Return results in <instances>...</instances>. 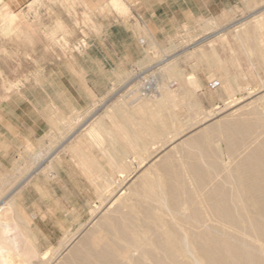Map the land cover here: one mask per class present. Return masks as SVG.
Wrapping results in <instances>:
<instances>
[{"label": "rangeland", "instance_id": "1", "mask_svg": "<svg viewBox=\"0 0 264 264\" xmlns=\"http://www.w3.org/2000/svg\"><path fill=\"white\" fill-rule=\"evenodd\" d=\"M30 1L33 0H0V85H2L0 86V113L8 109L12 101L13 104L14 102H19L14 96L18 95L21 89L26 90L29 86L35 85L37 79L41 81L44 79L45 67H40L36 65V63L43 64V54H47L48 50L38 51L35 48H43V46L49 47L50 45L54 46L71 37L69 35L57 36L40 34L39 31H42L41 27L43 26L42 24H37L34 20L33 12L30 13L32 14L30 16ZM171 6L173 7L174 14H178L179 26H174L171 29L173 31L172 34L158 36V43L153 40L150 41L154 49L151 51L150 55L156 58L149 57L147 72L145 74L142 73L140 76L139 69L137 70L138 72L133 71V77L129 84L121 88L117 87L114 94L100 97V99L96 100L90 111L91 114L89 119L91 117V122L86 124L85 127L89 126V128H91V123L94 121L102 122V124L104 123L105 125L101 127L98 135H90V138L94 140V142H88V146L90 145L94 153L92 157V166L94 168L91 172H83L85 175L84 177L87 178L86 181L81 178H73V173L67 169L61 172L57 179L51 177L49 174L33 180L34 183H38L40 188H36L37 184L35 185L33 183L31 188L24 190L20 189L19 194L12 195L7 192L17 187L22 179L10 178V175L16 174L11 171H0V246L4 247L6 252L4 253V259L0 257V264H3V261H6L7 264L60 263V260L63 261L69 255V250L71 248L65 249L62 245L67 241L66 239L70 237L74 238L72 247L78 244L79 241L88 237L89 241L84 242V247H87L86 249L91 250L95 255L99 254L101 249H105L104 251L106 252H110L114 255L117 254L120 258H117L119 262L126 256H132L134 260H139V255H141V253H136V248L141 247L143 250V248L151 249L155 248V246L156 248L162 246L161 241L156 240L157 237L158 239H162L163 237L161 228V230H158L157 227H155V223L154 225L150 223L148 224L150 230H146V235L143 232L144 229H142L145 228L143 223H145L144 211L146 208L152 207L155 209L153 210L156 214H161V211L158 210V204L154 203V206L153 204H149L150 200L147 197V193L162 192L163 195L169 199L168 202L170 203L168 207L175 212L174 209H176V204L172 200V194L176 187L181 189L180 198L182 197V202H185L187 207L193 205L191 206L192 208H188L191 213L187 210L186 216H184L183 212H179L181 215L178 212V214L173 212L172 214L176 219L174 220L175 223L170 220L174 219L173 215L171 216L165 211V214L159 218L157 224L161 222L160 224L166 226L168 229L175 227L177 228L176 230L179 231L177 233L179 234L181 232L180 234L182 235V232L184 230L187 231L190 227L189 230H192L189 231L191 233L190 236L193 238L191 242L193 245L196 243L195 246L199 244L198 248L194 246L195 250L198 255L201 253L202 256H205L207 263L218 262V264H232L234 259L239 258V252L242 250L244 260L245 256L249 257L248 255H250L249 258L256 264H264V250L260 248L258 242L252 239L254 235H251V240H254L256 246L251 244L253 241L250 242L247 235H245V239L243 237L244 234L250 232L249 229L251 232L253 229L264 231V221L261 219H264L263 189L260 187H255V189L250 187V185L247 186L242 182L240 183L239 178L243 176V173L238 171L229 172L226 168V163L230 158L234 159V164L238 162L236 160L237 157L238 160L240 159L239 154L240 151L242 152L241 148H239L240 146H237L240 151L234 152L229 150L227 143L219 134H217L219 136L216 134L212 136V139L211 137L202 136V138L200 137V139H197V142L189 143L188 145L190 146L188 147H185L183 143V139L186 140V138L190 139L199 135L201 131L203 132L207 127L212 126V123L216 125L218 122L223 121L228 115L234 114L235 111H239L240 114H246L243 117L248 118L249 112H257L258 109L260 112L258 115L261 114L260 116L263 121H260L259 126L253 128L250 132L248 141H246L247 147L249 148L257 145V142L250 143L249 141L253 139L251 137H255L259 133L262 134L264 130V117L262 116V111L264 113V0H180L178 4L172 3ZM238 33L241 35L242 39L239 38ZM86 37L87 36H85L84 40ZM84 44L86 43L82 42V45ZM54 52L55 51H53V53ZM55 53L58 54L59 51ZM15 67L18 69L16 70ZM143 70L144 69H142V71ZM192 78L199 84L198 89L196 88L197 90H194L195 88L193 89V86L190 85V81H193ZM227 79H231L230 81L234 84L235 95L233 97H230L221 89V85L216 90L210 89V81L212 82L215 80L220 82L221 80L222 82ZM94 85L106 87V84L102 82L95 83ZM146 86L150 88L149 91H146ZM34 95L33 98L35 102L44 103L45 99L39 96L41 94L34 92ZM162 95L167 96V99L161 101ZM186 102H188V104ZM229 104L234 105L230 110L228 109L230 113L227 109L226 112L223 110ZM114 107H116V111ZM15 110L18 112L17 109ZM219 110L222 111L219 115L214 114L219 112ZM197 112L200 114L198 113L195 115ZM239 113H237L236 116L238 115L239 117ZM203 119H205V123L204 121L202 123ZM205 126L206 128H204ZM1 129L2 124L0 121V131ZM173 133L174 135L178 133L180 135L174 140H171L170 134L173 135ZM251 134L254 135L251 136ZM159 136L161 137L160 139L158 138ZM201 139L205 145L201 142ZM207 139L208 142H206ZM206 144H208L207 147ZM154 148H160L161 152L158 157L150 155V151ZM184 149L185 151H183ZM197 151L202 152L208 165L212 166L210 175L205 174L202 178L201 185L198 187L199 192L191 184V181L187 177L188 174L184 172L183 168L186 163H189V160L196 156ZM185 152L187 153L185 154ZM164 155H170L169 163L173 164V170H162L157 168V166L155 167V165L161 162ZM155 158L158 159L156 160ZM215 158L218 159L221 164L217 160H214ZM184 160L188 161L182 164ZM213 161L214 164L211 163ZM175 164L177 165L175 166ZM234 164L231 166H235ZM224 166L225 169H223ZM119 168L126 170H124V177L120 175ZM227 171L232 175L230 174V176ZM174 173H176L178 177ZM208 175L211 176V179ZM87 176L92 179V182L88 180ZM227 178L230 184L226 181ZM144 179L148 182V185L144 184ZM175 180H177L178 184H176ZM235 181L238 182V184L235 183ZM226 182L229 185H227ZM183 185H185L186 188L185 186L183 187ZM228 186H230V189ZM258 188L261 190L258 191ZM160 189H162V191H160ZM190 190H193L194 195L191 194L192 191ZM212 191L215 193L213 194ZM184 192L188 196L186 194L184 195ZM199 193L204 194V199H202L203 196L201 194L199 196ZM223 193H225V197L228 196L226 198H228L229 201L233 197L235 199L241 198V201H234L233 205H231L232 202L228 203L234 214V219L224 220L218 218L216 221L212 218L210 220V214L212 213V215H215L216 212L213 208L209 207L217 205L218 202L215 201L218 200ZM168 195H170L169 197L172 199H170ZM242 201L244 202L242 203ZM237 202H239L240 205ZM132 205L135 206L133 207ZM172 206H174V208ZM238 206H240L241 209L238 208ZM235 209L237 210L235 211ZM108 211L109 213L107 214ZM234 211L239 213H235ZM256 213L261 218L257 217L258 215ZM236 214H239L242 220L241 218L239 220ZM105 216L118 219L123 217L133 222L137 229H135L134 235L129 238V244L130 247H132L131 251H128V244H126V240L123 241L121 235L110 233L107 229H104L103 232L102 230L99 231L100 233H93L98 234L96 237H101L100 239L103 244H101V241H99L100 239L98 240L95 235L94 238L92 237L93 234L90 232L95 226V223ZM179 217L182 220H179ZM168 219L169 221H167ZM204 219L206 221L202 222ZM248 219L251 220L248 221ZM207 220L210 221L208 222ZM220 220L225 224H222ZM170 221L172 222L171 224ZM190 221L193 224H191ZM218 221H220V223ZM198 222L202 224L199 225ZM250 222L252 223L250 224ZM203 223H205L204 226ZM207 223L210 225V230L208 229L209 226L208 228L205 227L208 225ZM4 224H7L8 228L12 230L10 231V229H8L9 232L6 233L4 228H2ZM188 224L191 225L189 226ZM197 224L198 226H195ZM230 225H234L233 227L236 229L234 230L232 227V230ZM83 226L86 230L83 229ZM242 226H245V232H242ZM179 228L184 230L180 231ZM193 229L195 231L197 230L196 233H193ZM79 230H81V232ZM173 230L176 232L175 229ZM206 230H209V233ZM240 230L243 235L238 232ZM204 231L209 234L210 238L206 236L208 234L202 233ZM88 234L93 239L89 237ZM155 234L156 238L153 241L151 237L153 236L154 238ZM182 235L177 236L178 238H183L184 235ZM234 235H236L235 238ZM144 236H146L145 239H148L147 241L143 239ZM238 236L241 237L239 238ZM206 237L208 239H206ZM222 237H224L223 241L225 242H222ZM201 238H204V240ZM260 239L264 241V237ZM133 240L135 242H133ZM155 241H157L158 244ZM206 241L210 242V245ZM85 243H88L86 244L87 246ZM107 243L114 247H109ZM205 245L206 247H204ZM234 245L236 248H234ZM223 246L226 248H223ZM257 246H259L263 252ZM208 247H210V250H206ZM245 249L248 251L250 250L248 252L250 254H245L247 253V251H244ZM217 250H219L220 253ZM229 251H231L233 255L230 254ZM258 252L262 253L259 254ZM217 253L221 255L219 256ZM236 253L237 255H234ZM210 254L212 257L216 254L215 258H212ZM255 254H257V256L258 254L259 256L263 255L262 258L258 256L262 261L259 260ZM158 255L160 256L161 254ZM53 256L56 258H53ZM122 256L124 258H122ZM227 257H229V259H227ZM223 259L225 261L227 260L228 263H226L227 261H223ZM230 260H232V262H230ZM238 260H240V258ZM180 262L182 264H191L190 260L188 261L187 258L180 259ZM151 263V261H146V264ZM235 263L237 264V262L233 264Z\"/></svg>", "mask_w": 264, "mask_h": 264}, {"label": "crops", "instance_id": "2", "mask_svg": "<svg viewBox=\"0 0 264 264\" xmlns=\"http://www.w3.org/2000/svg\"><path fill=\"white\" fill-rule=\"evenodd\" d=\"M179 2H29V14L33 12L34 20L43 26L40 34L71 37L54 46L35 48L48 50L43 54V64L36 63L45 67L44 79L21 89L14 96L20 104L12 101L0 113V171H11L16 174L10 178L22 179L8 194L17 195L20 189L31 188L33 180L40 176L50 174L57 179L67 169L73 178L86 181L83 172L94 168V153L88 146L94 140L89 133L99 132L105 125L94 121L91 128L85 127L91 122L94 103L100 97L114 94L117 87L129 84L133 71H139L140 76L147 72L149 57L156 58L150 55L154 50L150 41L158 43V36L172 34L171 29L179 26L178 14H174L171 6ZM101 82L106 87L94 85ZM34 92L45 99L43 104L34 101ZM88 180L92 182L90 177ZM34 184L40 188L37 182Z\"/></svg>", "mask_w": 264, "mask_h": 264}, {"label": "bare ground", "instance_id": "3", "mask_svg": "<svg viewBox=\"0 0 264 264\" xmlns=\"http://www.w3.org/2000/svg\"><path fill=\"white\" fill-rule=\"evenodd\" d=\"M256 26V25H255ZM254 26V27H255ZM262 26V25H261ZM253 31V30H252ZM252 31H251V33H252ZM237 33V32H236ZM264 33V32H263ZM238 36H239V38L240 39H242L241 38V35L238 33ZM251 36V35H250ZM252 36H253V33H252ZM253 38V37H252ZM246 55V54H245ZM174 68V67H173ZM15 69H16V67H15ZM18 69V68H17ZM16 69V70H17ZM175 71V70H174ZM165 72V71H164ZM167 74V73H166ZM230 75V74H229ZM178 76V75H177ZM212 78V77H211ZM193 79V81H190V83H189V80H188V83L191 85V86H193V89L194 90H197L198 89V87H199V84H198V82L196 81V80H194V78H192ZM178 80V79H177ZM222 80V79H221ZM221 80H220V85H221V89H223L230 97H233L235 94H234V91H235V88H234V84L232 83V81H230V80H223L222 82H221ZM187 81V80H186ZM215 81V80H214ZM181 82H182V80H181ZM184 82H185V80H184ZM211 82V81H210ZM0 84H1V82H0ZM186 84H187V82H186ZM180 85V84H179ZM185 85V84H184ZM0 86H2V85H0ZM185 87V86H184ZM192 88V87H191ZM197 88V89H196ZM262 88V87H261ZM249 89V88H248ZM263 89V88H262ZM222 91V90H221ZM247 91V90H246ZM264 91V90H263ZM215 92V91H214ZM220 93V92H219ZM218 93V94H219ZM237 93V92H236ZM182 94V93H181ZM161 95V94H160ZM168 95V94H167ZM251 96V95H250ZM185 97V96H184ZM180 98V97H179ZM198 98V97H197ZM235 98V97H234ZM167 99V96H165V95H162L161 96V101H164V100H166ZM238 99H240V98H238ZM237 99V100H238ZM241 101V100H240ZM237 102V101H236ZM166 103V102H165ZM185 103V102H184ZM187 104H188V102H186ZM229 103V102H228ZM234 103V102H233ZM198 104V103H197ZM190 105V104H189ZM196 105V104H195ZM198 106V105H197ZM232 106H234V105H231V104H229V105H227L223 110H225V112H226V109L228 110H230V108L232 107ZM243 107V106H242ZM192 108V107H191ZM255 108H256V106H255ZM218 109V108H217ZM221 109V110H222ZM221 110H219V112H217V113H214V114H218L219 115V113L220 112H222ZM228 110V111H229ZM237 110V109H236ZM250 110V109H249ZM252 110V109H251ZM263 110V109H262ZM235 111V110H234ZM233 111V112H234ZM255 111H256V109H255ZM236 112V111H235ZM235 112H234V114H235ZM193 113V112H192ZM199 112H197V113H195V115L196 114H198ZM205 113V112H204ZM229 113H230V111H229ZM237 113H239V111H237L236 112V114ZM258 113H260L259 111H258V109H257V112H252V113H250L249 112V114H248V118H244L243 116H245L246 114H240L239 115V117H238V115L236 116V114L234 115L233 113L232 114H230V115H228L227 117H225V119L223 120V121H221V122H218L216 125H213V123H212V126H210V127H207L206 128V126L204 127V128H206L203 132L201 131V133L199 134V135H197V136H194V137H192V138H190V139H187L186 138V140L185 139H183L184 141H183V143L185 144V147H188V146H190V145H188L189 143H192V142H197L198 140L197 139H200V137L202 138V136L203 137H211V139H212V136H214L215 134L217 135V134H219L220 136H222L223 137V139H224V141L227 143V145H228V148H229V150H231V151H240V149L239 148H241V150H242V152L240 151V154H239V156H240V159L238 160L237 158H236V160L238 161L236 164H234L233 162H235L234 161V159H231L230 158V160L226 163V168L228 169V171L229 172H234V171H238V172H242L243 173V176L241 177V178H239L240 179V183L242 182V183H244L245 185H247V186H249L250 185V187H252V188H257V187H260V188H262L263 189V192H264V130L262 131V134H258L257 136H255V137H251V138H253V139H251V141H249L250 143L251 142H257V145L255 146V147H251V148H249V147H247V144H246V141H248V139H249V137H250V132L253 130V128L255 127V126H259V123H260V121L262 122L263 121V119H262V117L260 116L261 114H259L258 115ZM200 114V113H199ZM213 114V113H212ZM200 116V115H199ZM253 116V117H252ZM262 116L264 117V113H263V111H262ZM203 117V116H202ZM210 117V116H209ZM212 117V116H211ZM213 117H215V116H213ZM222 117V116H221ZM243 117V118H242ZM193 118H196V117H193ZM211 119V118H210ZM195 120V119H194ZM193 120V121H194ZM203 121H204V123H205V119H203L202 120V123H203ZM195 123H196V121H195ZM210 124V123H209ZM260 125H263V124H260ZM203 128V129H204ZM263 128V127H262ZM150 129V128H149ZM128 130V129H127ZM259 130V129H258ZM258 130H257V132H258ZM183 131V130H182ZM126 132V131H125ZM190 132V131H189ZM177 133V132H176ZM90 134H97L98 135V132L96 131V130H92L91 131V133H89V135ZM149 135V134H148ZM151 135V134H150ZM180 134L178 133V134H175L174 135V133H173V135L172 134H170V139L171 140H174L177 136H179ZM181 135H183V134H181ZM219 135H217V136H219ZM254 135V134H253ZM252 134H251V136H253ZM255 135H256V131H255ZM154 136V135H153ZM161 136V135H160ZM158 137L159 139L162 137ZM189 137H190V135H189ZM151 138V137H150ZM158 138H157V140H158ZM219 138V137H218ZM169 139V138H168ZM206 139V138H205ZM204 139V140H205ZM210 139V138H209ZM181 140V139H180ZM154 141V140H153ZM182 141V140H181ZM163 142V141H162ZM201 142H203L202 141V139H201ZM206 142H208V139H207V141ZM204 143V142H203ZM137 144V143H136ZM155 144V143H154ZM154 144H152V145H154ZM172 144V143H171ZM151 145V146H152ZM156 145V144H155ZM204 145H205V143H204ZM207 145L208 144H206V147H207ZM219 145V144H218ZM240 146L239 148H237V146ZM253 145H254V143H253ZM142 146V145H141ZM170 147V146H169ZM205 147V146H204ZM162 148V147H161ZM217 148V147H216ZM185 149H187V148H185ZM185 149L183 150V151H185ZM170 150V149H169ZM193 150V149H192ZM162 151H163V149H162ZM194 151V150H193ZM210 151V150H209ZM149 152V151H148ZM160 148H158V149H156V148H154V149H152V151H150V155L151 156H153V157H158L159 155H160ZM223 152V151H222ZM226 152V151H225ZM184 153V152H183ZM182 153V154H183ZM187 152H185V154H186ZM206 153V152H205ZM228 153V152H227ZM196 154V153H195ZM209 154V153H208ZM181 155V154H180ZM231 155V154H230ZM173 156V155H172ZM189 156V155H188ZM215 156V155H214ZM232 156V155H231ZM187 157V156H186ZM196 157H199V158H196ZM209 157H211V156H209ZM212 158V157H211ZM156 159V158H155ZM158 159V158H157ZM156 159V160H157ZM169 160H170V155H164V157L161 159V162L159 163V164H157V165H155V167L157 166V168H159V169H162V170H173L174 169V166H173V164L172 163H169ZM173 160V159H172ZM175 160V159H174ZM189 160V159H188ZM188 160H184V163H182V164H185L186 162L185 161H188ZM194 160V161H193ZM214 160H217L218 161V159H214ZM153 161H155V160H153ZM152 161V162H153ZM212 161V160H211ZM175 162V161H174ZM178 162V161H177ZM189 163L187 164V166H186V164L184 165L185 167H183L184 168V172H186L187 174H188V179L191 181V184L194 186V188L195 189H197L198 190V192H199V189H198V187L201 185V180H202V178L205 176V174H209L210 175V170L212 169V166H209L208 165V163H207V160L204 158V156H203V153L202 152H198L197 151V154H196V156L194 157V158H192L191 160H189L188 161ZM219 163H220V161H218ZM225 162H226V160H225ZM210 163V162H209ZM212 164H214V161L213 162H211ZM123 164V163H122ZM121 164V165H122ZM152 164V163H151ZM180 164V163H179ZM179 164H178V166H179ZM221 164V163H220ZM232 164H234L235 166H231ZM117 165V164H116ZM125 165V164H124ZM154 165V164H153ZM177 164H175V166H176ZM223 165V164H222ZM151 166V165H150ZM205 167V168H204ZM120 169V168H119ZM177 169V168H176ZM223 169H225V166H224V168ZM125 170V169H124ZM123 169H120L119 171H120V175L121 176H123V174L125 173V171H124ZM179 171V170H178ZM181 171V170H180ZM226 171V170H225ZM224 171V172H225ZM227 171V172H228ZM172 172V171H171ZM226 172V173H227ZM229 172H228V174H229ZM238 172H237V174H238ZM180 173V172H179ZM216 173V172H215ZM176 176H177V174L176 173H174ZM183 174V173H182ZM227 174V175H228ZM231 174V173H230ZM229 174V175H230ZM172 175V174H171ZM179 175V174H178ZM208 175V176H209ZM212 175V174H211ZM216 175V174H215ZM227 175H225V176H227ZM232 175V174H231ZM230 175V176H231ZM147 176V175H146ZM156 176V175H155ZM223 176V175H222ZM124 177V176H123ZM178 177V176H177ZM186 177V178H187ZM184 178V177H183ZM209 178L211 179V176H209ZM208 178V179H209ZM172 179V178H171ZM214 179V178H213ZM219 179V178H218ZM145 180V179H144ZM157 180V179H156ZM179 180H181V179H179ZM215 180H216V177H215ZM214 180V181H215ZM232 180H234V179H232ZM141 181V180H140ZM176 181V184H178L177 183V180H175ZM185 181H186V179H185ZM211 181V180H210ZM227 182H228V178H227V180H226ZM157 182H158V180H157ZM208 182V181H207ZM213 182V181H212ZM226 182V183H227ZM142 183V182H141ZM215 183V182H214ZM226 183H224V184H226ZM229 183V182H228ZM227 183V185H229ZM235 183H237L238 184V182H236L235 181ZM114 184V183H113ZM144 184H146V185H148V182L145 180L144 181ZM180 184V183H179ZM211 184V183H210ZM210 184H209V186H210ZM153 185V184H152ZM151 185V186H152ZM158 185V184H157ZM227 185H226V187H227ZM245 185H244V187H245ZM159 186V185H158ZM185 185H183V187H184ZM207 186H208V184H207ZM231 186V185H230ZM230 186H228V188L230 187ZM142 187V186H141ZM163 188V187H162ZM166 188V187H165ZM185 188H186V186H185ZM184 188V190L186 191V189ZM205 188V187H204ZM203 188V189H204ZM213 188V187H212ZM212 188H211V190H212ZM224 188H225V186H224ZM255 188V189H256ZM260 188H258V191L259 190H261ZM148 189V188H147ZM155 189V188H154ZM171 189V188H170ZM183 189V188H182ZM208 189V188H207ZM230 189V188H229ZM234 189V188H233ZM239 189V188H238ZM245 189H246V187H245ZM196 190V191H197ZM204 190H206V189H204ZM210 190V189H209ZM231 190H232V188H231ZM253 190V189H252ZM143 191V190H142ZM160 191H162V189H160ZM190 191H192L193 192V190H190ZM190 191H189V193H190ZM214 191V190H213ZM213 191H212V193H213ZM246 191V190H245ZM134 192V191H133ZM143 192H145V191H143ZM180 192H181V189H179V187H176L175 189H174V192H173V199L172 198H170L169 196L170 195H168V197L170 198V199H172L173 200V202L176 204V209H174L175 210V212L174 211H172V210H170V208L168 207V205H169V203L170 202H168V200L169 199H167L164 195H163V193L162 192H157V193H147V197H148V199L150 200V203L149 204H153V206H154V203H156V204H158V206H159V209L158 210H160L161 211V214H156L155 212H154V208H152V207H149V208H146V210L144 211V215H145V223H143V226L145 227V228H142V229H144V233L146 232V230L147 229H149L150 230V226L148 225V224H150V223H153V225H154V223H155V227H157V229L159 230L160 228L162 229H160L161 230V232L163 233V237H162V239H158V237H157V239L156 240H159V241H161V245L162 246H159V247H157L156 248V246H155V248H151V249H146V248H143V250H142V248L140 247V248H136V253H141V255H139L140 256V259L139 260H134L133 259V257L132 256H126L125 258L122 256V258H124L121 262H119V260L117 259V258H119V256L117 257L116 255H114V254H112V253H110V252H106V251H104L103 249H101V251H99L98 249V251H99V254H97V255H95V254H93L92 252H91V250H88V249H86L87 247H84V242H88L89 240H88V237H86L84 240H82V241H79V243L78 244H76L75 246H73L72 247V242H73V240H74V238H71L70 237V235H69V237L70 238H68V239H66L67 241L62 245L65 249H70L68 252H69V255L62 261V260H60L61 262L60 263H57V264H146V261L148 262V261H151L152 263L151 264H182L181 262H183V261H181L180 262V259H182V258H187V260L189 261L190 260V263L191 264H218V262H213V263H207V259L205 258V256L203 257L202 255H201V253H200V255H198L197 254V252H196V250H195V247H197L198 248V246H199V244L197 245V246H195L196 245V243H194V245L192 244V242H191V239H193L192 238V236H190L191 235V233L189 232L190 230H189V228H188V230L186 231V230H184V229H181V228H183V227H181V228H179V230L181 231V230H184L182 233H183V235H184V237L183 238H178V236L177 235H182V234H178L177 232H179V231H177L176 229L177 228H172V229H168V228H166V226H162L160 223L159 224H157L158 222H159V218H161L164 214H165V211H166V213H168L169 215H173L172 213L174 212L175 214H178L179 212L180 213H184L183 215L184 216H186L185 214H186V212H187V210H188V208L189 207H191V206H193V205H191V206H189V207H187L186 206V203L185 202H182V200H181V198H180ZM191 192V194H193L194 195V192L192 193ZM210 192V191H209ZM231 192H233V191H231ZM248 192V191H247ZM261 192V191H260ZM137 193V192H136ZM167 193V192H166ZM211 193V194H212ZM215 193V192H214ZM213 193V194H214ZM220 193V192H219ZM251 193V192H250ZM250 193H248V194H250ZM186 193L184 192V195H185ZM200 194L201 193H199V196H200ZM244 194V193H243ZM167 195V194H166ZM183 195V196H184ZM187 195V194H186ZM202 196H203V198L202 199H204V194H201ZM221 195V194H220ZM245 195V194H244ZM181 196H182V193H181ZM188 196V195H187ZM231 196V195H230ZM251 196V195H250ZM212 197V196H211ZM226 197H228V196H226ZM225 197V193H223L221 196H220V198L218 199V200H213V201H215V202H218L217 203V205H214L213 207H209V208H213V210L216 212L215 213V215H212V213L211 212H209V213H211L210 214V216H209V219L211 220L212 218H214V220H218V218H221V219H228V220H230V219H234V214H233V212H232V209H231V207H229V205H228V203L229 202H232V204L231 205H233V202L234 201H241L240 199L241 198H237V199H235L234 197L232 198V199H230V201L228 200V198H226ZM232 197V196H231ZM231 197H229V198H231ZM243 197H245V196H243ZM184 198L186 199V197L184 196ZM197 198V197H196ZM205 198H207V197H205ZM200 199H201V197H200ZM216 199V198H215ZM189 200V199H188ZM194 200V199H193ZM199 200V199H198ZM251 200H253V199H251ZM137 201V200H136ZM147 201V200H146ZM187 201V200H186ZM206 201H207V199H206ZM211 201V200H210ZM248 201V200H247ZM250 201V200H249ZM254 201H255V199H254ZM194 202H195V200H194ZM198 202V201H197ZM203 202H204V200H203ZM244 201H242V203H243ZM118 203V202H117ZM120 203V202H119ZM210 203V202H209ZM238 204H239V202H237ZM187 204H188V202H187ZM192 204V203H191ZM194 204V203H193ZM205 204V203H204ZM207 204V203H206ZM235 204V203H234ZM148 205V204H147ZM172 205V204H171ZM174 205V204H173ZM189 205V204H188ZM208 205V204H207ZM240 205V204H239ZM262 205V204H261ZM133 207L135 206V205H132ZM151 206V205H150ZM158 206H157V208H158ZM196 206V205H195ZM198 206V205H197ZM199 206H200V204H199ZM203 206V205H202ZM118 207V206H117ZM138 207V206H137ZM173 208H174V206H172ZM244 207V206H243ZM127 208V207H126ZM142 208V207H141ZM192 208V207H191ZM190 208V209H191ZM208 208V207H207ZM235 208V207H234ZM238 208H240V206H238ZM97 209H99V208H97ZM124 209V208H123ZM154 209V210H153ZM195 209V208H194ZM241 209V208H240ZM252 209V208H251ZM255 209V208H254ZM111 210V209H110ZM120 210V209H119ZM198 210V209H197ZM206 210V209H205ZM208 210V209H207ZM209 210H211V209H209ZM237 209H235V211H236ZM96 211V210H95ZM117 211V210H116ZM131 211V210H130ZM157 211V210H156ZM195 211V210H194ZM204 211V210H203ZM234 211V212H235ZM258 211H259V209H258ZM178 212V213H177ZM188 212H190L191 213V211L190 210H188ZM208 212V211H207ZM206 212V213H207ZM243 212V211H242ZM256 212V211H255ZM106 213V212H105ZM109 213V211L107 212V214ZM179 213V214H180ZM203 213V212H202ZM235 213H239V212H235ZM253 213V212H252ZM259 213H260V211H259ZM93 214H94V212H93ZM97 214V213H96ZM98 214H100V213H98ZM106 214V215H107ZM110 214H111V212H110ZM112 214H113V212H112ZM115 214V213H114ZM119 214V213H118ZM129 214H130V212H129ZM197 214V213H196ZM249 214V213H248ZM257 214V213H256ZM116 215V214H115ZM120 215H122V214H120ZM141 215V214H140ZM181 215V214H180ZM182 215V216H183ZM191 215V214H190ZM203 215V214H202ZM238 217H239V214H236ZM240 215H241V213H240ZM254 215V214H253ZM258 215V214H257ZM91 216H92V214H91ZM125 216V215H124ZM187 216H189V215H187ZM198 216V215H197ZM250 216H251V214H250ZM95 217V216H94ZM173 217H174V215H173ZM172 217V218H173ZM217 219H216V218ZM248 217V216H247ZM257 217H260L259 215L257 216ZM135 218V217H134ZM168 218V217H167ZM180 218V217H179ZM185 218V217H184ZM203 218V217H202ZM240 218L241 217H239L238 219L240 220ZM244 218V217H243ZM255 218V217H254ZM253 218V219H254ZM261 218V217H260ZM188 219H190V218H188ZM238 219H237V221H238ZM245 219V218H244ZM263 221H264V219L263 218H261ZM261 219H260V221H261ZM95 220V219H94ZM97 220V219H96ZM170 220H172L173 222H175L174 220H176L175 219V217H174V219H170ZM179 220H182L181 218L179 219ZM187 220V219H186ZM196 220V219H195ZM210 220H207L208 222L210 221ZM241 220H242V218H241ZM251 219H248V221H250ZM167 221H169V219L167 220ZM191 221H192V217H191ZM190 221V222H191ZM202 221V220H201ZM206 220L204 219V221H202V222H205ZM213 221V220H212ZM221 221V220H220ZM220 221H218L219 223H220ZM255 221H256V219H255ZM92 222V221H91ZM93 222H95V221H93ZM178 222V221H177ZM180 222H182V221H180ZM194 222V221H193ZM222 222V221H221ZM229 222H231V221H229ZM234 222V221H233ZM239 222V221H238ZM4 223V222H3ZM140 223V222H139ZM172 222L170 221V224H171ZM176 223V222H175ZM188 223V222H187ZM197 223V222H196ZM195 223V224H196ZM199 223V222H198ZM232 223V222H231ZM242 223V222H241ZM252 222H250V224H251ZM9 224V223H8ZM90 224V223H89ZM167 224V223H166ZM169 224V223H168ZM191 224H193L192 222H191ZM190 224V225H191ZM202 223H199V225H201ZM204 224L205 223H203V226H204ZM208 224V223H207ZM222 224H225V223H223L222 222ZM230 224V223H229ZM233 224V223H232ZM255 224V223H254ZM158 225H159V228H158ZM161 225V226H160ZM183 225H184V222H183ZM189 225V224H188ZM189 225V226H190ZM242 225H244V224H242ZM257 225H259V224H257ZM3 227L2 228H4V231L6 232V233H8L9 231H8V229H10V228H8V225L7 224H4V225H2ZM89 226V225H88ZM171 226V225H170ZM180 226V225H179ZM187 226V225H186ZM195 226H198V224L197 225H195ZM208 226H209V228H208ZM219 226V225H218ZM231 226V225H230ZM229 226V227H230ZM234 225H232L230 228H232ZM90 227V226H89ZM188 227V226H187ZM205 227H207L209 230H210V225L208 224V225H206ZM222 227V226H221ZM243 227V226H242ZM202 228V227H201ZM212 228H213V226H212ZM223 228V227H222ZM228 228V227H227ZM229 228V229H230ZM234 228V227H233ZM233 228H232V230H233ZM244 228H245V226L243 227V230H242V232H245V230H244ZM249 228V227H248ZM254 228H255V226H254ZM83 229H85L84 228V226H83ZM104 229H107L110 233H113V234H115V235H121L122 237H123V241L124 240H126V244H128L127 245V249H128V251H131V249H132V247H130V236H132V235H134V232H135V229H137L136 227H135V225L133 224V222L131 221V220H128L127 218H121V219H118V218H113V217H104L103 219H100L99 221H97L96 223H95V226L92 228V230H91V232L90 233H96V232H99V231H101L102 230V232H103V230ZM173 229H175L176 230V232L173 230ZM199 229V228H198ZM214 229V228H213ZM217 229H218V227H217ZM216 229V230H217ZM236 228H234V230H235ZM12 229H10V231H11ZM86 230V229H85ZM194 230V229H193ZM200 230V229H199ZM198 230V231H199ZM208 230V231H209ZM212 230V229H211ZM231 230V229H230ZM238 230V229H237ZM14 231V230H13ZM80 232H81V230H79ZM88 231V230H87ZM86 231V232H87ZM192 231V230H191ZM197 231V230H196ZM196 231L194 230V232L193 233H196ZM207 231V230H206ZM207 231V232H208ZM248 231V230H247ZM249 233L248 234H244V239H245V235H247V237L250 239V242H252L253 241V243H251V244H254V240L256 241V242H258L259 244H260V248H262V250H264V241H263V239H260V238H262V237H264V231H260V230H258V229H253V231L251 232V230L249 229ZM89 232V231H88ZM149 232H151V231H149ZM205 233V231L204 232H202V233H205V234H208V233ZM215 232V231H214ZM217 232H218V230H217ZM237 232V231H236ZM238 232H240V234H242L243 235V233H241V230L240 231H238ZM89 233V234H90ZM100 233V232H99ZM199 233V232H198ZM198 233H197V235H198ZM216 233V232H215ZM233 233V232H232ZM84 234V233H83ZM88 234V235H89ZM102 234V233H101ZM151 234V233H150ZM217 234V233H216ZM74 235H76V234H74ZM94 235H95V237H96V235H98V234H93V238H94ZM145 235H146V233H145ZM149 235V234H148ZM158 235V234H157ZM182 235V236H183ZM196 235V234H195ZM196 235V236H197ZM204 235V234H203ZM232 235V234H231ZM236 235H238V234H236ZM236 235H234V238H235V236ZM249 235V236H248ZM251 235H254V238H252L251 237ZM9 236V235H8ZM12 236V235H11ZM81 236H82V234H81ZM85 236V235H84ZM207 237H209V234L208 235H206ZM214 236V235H213ZM224 236V235H223ZM228 236V235H227ZM227 236H225V237H227ZM89 237H91L90 235H89ZM91 237V238H92ZM137 237V236H136ZM145 237L146 236H144V240L145 241H147L148 239L146 238L145 239ZM149 237V236H148ZM191 237V238H190ZM200 237V236H199ZM202 237V236H201ZM206 237V239H208ZM212 237V236H211ZM239 238L241 237V236H238ZM91 238H89V239H91ZM92 238V239H93ZM96 238H98V240L101 238H99V237H96ZM120 238V237H119ZM152 238V240L154 241V239L156 238V234H155V236H154V238H153V236L151 237ZM195 238V237H194ZM198 238V237H197ZM205 238V237H204ZM204 238L202 239V240H204ZM210 238V237H209ZM216 238V237H215ZM223 239H222V242H225V241H223L224 240V237H222ZM248 238H247V242H248ZM251 238L252 239H254V240H251ZM91 239V240H92ZM122 239V238H121ZM131 239H134V238H131ZM221 239V238H220ZM228 239V238H227ZM76 240V239H75ZM79 240H81V239H79ZM104 240V239H103ZM120 240V239H119ZM198 240V239H197ZM197 240H194V241H197ZM201 240V241H202ZM211 240V239H210ZM218 240V239H217ZM235 240H238V239H235ZM96 241H97V239H96ZM99 241H101V244H103L102 243V240L100 239ZM208 241V240H207ZM206 241V242H207ZM220 241V240H219ZM241 241V240H240ZM16 242V241H15ZM133 242H135L134 240H133ZM156 243H157V241H155ZM154 242V243H155ZM205 242V241H204ZM221 242V243H222ZM229 242V241H228ZM110 243V242H109ZM132 243V242H131ZM198 243V242H197ZM203 243V242H202ZM209 245H210V242H207ZM230 243V242H229ZM241 243V242H240ZM242 243H243V240H242ZM86 244H88V243H85V245ZM134 244V243H133ZM145 244V243H144ZM158 244V243H157ZM207 244V245H208ZM217 244V243H216ZM223 244V243H222ZM245 244V243H244ZM249 244V243H248ZM15 245V244H14ZM98 245V244H97ZM107 245L109 246V247H111V248H113L112 246H110V244H108L107 243ZM120 245V244H119ZM156 245V244H155ZM212 245V244H211ZM224 245V244H223ZM231 245H232V243H231ZM242 247H244L242 244H240ZM255 246H256V244H254ZM17 246V245H16ZM87 246V245H86ZM99 246H100V244H99ZM106 246V245H105ZM104 246V247H105ZM107 246V247H108ZM126 246V245H125ZM195 246V247H194ZM214 246H216V245H214ZM240 246V248L242 249V247ZM248 246V245H247ZM250 246V245H249ZM104 247H102V248H104ZM134 247V246H133ZM136 247V246H135ZM204 247H206V245L204 246ZM258 248H259V246H257ZM257 247H254V248H257ZM93 248H95V247H93ZM196 248V249H197ZM214 248V247H213ZM212 248V249H213ZM220 248V247H219ZM223 248H226V247H224L223 246ZM234 248H236L235 247V245H234ZM240 248H238V249H240ZM257 248V249H258ZM259 248V249H260ZM96 249V248H95ZM109 249V248H108ZM116 249V248H115ZM127 249H125V250H127ZM200 249H201V246H200ZM207 249H209L210 250V247H208V248H206V250ZM251 249V248H250ZM96 250V251H97ZM107 250V249H106ZM111 250V249H110ZM214 250V249H213ZM232 250V249H231ZM235 250V249H234ZM255 250V249H254ZM261 250V249H260ZM261 250V251H262ZM97 251V252H98ZM124 251V250H123ZM134 251V250H133ZM134 251V252H135ZM205 251V250H204ZM218 252H219V250H217ZM238 251V250H237ZM240 251V250H239ZM244 251H247V253H245V254H250V253H248L249 251L248 250H244ZM256 251V250H255ZM255 251H254V253H255ZM258 251V250H257ZM112 252H113V249H112ZM230 252V254H232L233 255V253H231V251H229ZM232 252H234V251H232ZM263 252V251H262ZM262 252H258L259 254H261ZM4 253H6L5 252V248L4 247H2V246H0V257L1 258H3L4 259V257H5V254ZM124 253V252H123ZM208 253V252H207ZM209 253H211V252H209ZM220 253V252H219ZM240 254H241V257H240V254H239V258H240V260H238L237 258L236 259H234L233 261L234 262H237V264L238 263H240V264H256L253 260H251L249 257H250V255H248L249 257H247V256H245V260H244V254H243V252H242V250H241V252H239ZM252 253V252H251ZM61 254V253H60ZM158 254H161L160 256L158 255ZM218 254V253H217ZM226 254V253H225ZM253 254V253H252ZM259 254H258V256H259ZM264 254V253H263ZM126 255V254H125ZM138 255V254H137ZM211 255V254H210ZM215 256H216V254H214ZM219 256L221 255V254H218ZM234 255H237V253L236 254H234ZM243 255V256H242ZM256 255V257L259 259V260H261V258H262V256L260 255L259 257H261V258H259L258 256H257V254H255ZM215 256H213L214 258H215ZM222 256H226V255H222ZM52 257V256H51ZM55 256H53V258H54ZM61 257V256H60ZM121 257V256H120ZM211 257H212V255H211ZM212 257V258H213ZM218 257V256H217ZM254 257V256H253ZM264 257V256H263ZM56 258V257H55ZM219 258V257H218ZM217 258V259H218ZM223 258V257H222ZM120 259V258H119ZM210 259V258H209ZM227 259H229V257H227ZM47 260V259H46ZM53 260V259H52ZM142 260V261H141ZM215 260V259H214ZM223 261H225L224 259H223ZM227 261V260H226ZM225 261V262H226ZM262 261V260H261ZM25 262V261H24ZM59 262V261H58ZM221 262V261H220ZM230 262H232V260H230ZM233 262V263H234ZM47 263V262H46ZM53 263H54V260H53ZM222 263V262H221ZM226 263H228V261L226 262ZM232 263V264H233ZM261 263V262H260ZM3 264H7V262L6 261H3ZM229 264V263H228ZM236 264V263H235Z\"/></svg>", "mask_w": 264, "mask_h": 264}, {"label": "built area", "instance_id": "4", "mask_svg": "<svg viewBox=\"0 0 264 264\" xmlns=\"http://www.w3.org/2000/svg\"><path fill=\"white\" fill-rule=\"evenodd\" d=\"M209 87H210L211 90H216L217 88L220 87V82L212 81V82H210ZM149 90H150V88H148V86H146V91H149Z\"/></svg>", "mask_w": 264, "mask_h": 264}]
</instances>
